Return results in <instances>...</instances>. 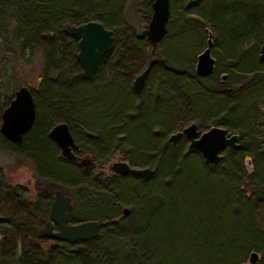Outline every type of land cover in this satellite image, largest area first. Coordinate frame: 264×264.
Masks as SVG:
<instances>
[{
    "label": "trees",
    "instance_id": "16d2710c",
    "mask_svg": "<svg viewBox=\"0 0 264 264\" xmlns=\"http://www.w3.org/2000/svg\"><path fill=\"white\" fill-rule=\"evenodd\" d=\"M8 1L0 0V18L3 19L0 24V33L3 34L1 42L9 47L10 41H18L17 39L20 38L19 48L31 44L41 50L40 78L37 80L36 88L34 86L32 89L41 91L48 98L35 101L33 97L34 120L30 129L22 136L20 143H10L0 135V148L17 158L27 157L35 167L33 192H31L29 187L11 183L6 177L5 169L0 164V264H172L171 260L167 263L160 262L159 256L161 255L172 259L174 256L176 259L184 256L182 264H235L234 257L237 258L243 253L255 239L262 242L264 254V235L261 232L264 230V211L256 208L258 201L264 202V174L261 173V170H264V147L261 143L264 129L252 123V114L253 112L255 114L257 110L254 100L246 104L241 113L237 110L240 106L239 101L230 103L234 97L244 98L245 94L254 93L256 87L255 84L252 85V82H264V70L260 68L255 54L256 44L248 47V50H236L239 40L249 35L262 36L261 26L258 23L261 14L264 16V0H230L232 3L229 11L227 3L222 0H210L203 10L198 7L190 9L204 15L213 30L212 17L216 10L227 11L225 15L231 13L234 17L232 25L236 29L235 32H239V39L223 48L229 58L235 60L232 68L241 72V77L237 81L245 83L235 87L237 92L233 90V87L224 86L226 84L220 81V76H216L220 69L217 68L215 59L214 70L211 73L214 75V87L210 90L203 89L200 93V97L205 99L203 103L205 105L194 111L192 117L186 118L179 114V119L170 118L169 123L162 122L165 129L158 132L150 131V128L146 127L145 135L148 141L146 143L140 141L142 143L140 150L135 147L129 149L124 160L130 166H146L148 162H154L153 172L147 180H142L129 173H112L106 177L94 175L90 168L84 169L73 160L62 157L56 144L47 135L52 123L64 121L74 140L78 138L80 142L89 143L87 133L76 134L70 129L69 124L72 118L77 116L81 119L83 128L87 127L95 131V137L109 139L107 130L110 128L107 125H110L108 122L117 117V114L116 112L111 113L107 122L104 123L105 127L101 129L88 121L90 114L102 112L100 108H104L101 96L98 98L100 108L95 107L92 98L98 96L89 97L88 82L95 78L103 79L104 69L111 73L120 66L127 67L132 73L141 68H146V73L149 72L153 61L146 66L141 64V59L148 58L146 47L149 43L145 35L129 30L119 15L121 4L125 0H119L117 9L114 11L112 8L109 10L100 8L94 0H87L88 4L94 8L93 11L98 8L102 9L104 16L108 20L112 17L114 23L118 25L111 27L114 31L111 49L102 57L94 74L89 78L80 74V67L75 59L76 39L71 35L69 25L88 19L100 21L102 19L98 16L99 14L83 18L76 12L71 13L72 8L69 7L68 0L60 5L54 4L53 0H23L21 5L13 7L14 9ZM111 2H116V0H111ZM189 2H191L190 6L196 4L197 0ZM65 22L69 23L67 27L63 26ZM101 23L107 27L105 22ZM55 30L59 32L56 35ZM120 30L123 32L120 33ZM242 53L247 55H242ZM243 56H245L244 59ZM241 59L243 64L239 65ZM230 80L235 82L232 78ZM128 87L134 91L132 86L128 85ZM120 88L122 89V86ZM7 97L6 103L11 95ZM212 97L218 100H207ZM218 107L224 109L227 117L211 120L210 111ZM147 110L141 109V115L143 113L145 116ZM246 114L248 118L241 119ZM180 118L186 122L192 119L198 131L213 124L221 125L229 132H236L237 140L240 142L235 148L225 147L221 160L216 164H205L199 157L198 151L192 148L185 150L181 148V144L186 142L183 136L179 138L175 146L167 140L158 141L167 129L178 130L183 126ZM135 119L140 118L136 116ZM239 119L242 120L240 125L237 124ZM122 125L126 132L129 130V140L133 141L130 133L134 127L126 123ZM102 129L105 131L103 132ZM106 143L107 141L103 140V144ZM92 149L95 163L106 161L108 157L106 146H100L95 141ZM98 156L104 158L99 160ZM196 156L200 158V161ZM244 156L249 157L252 164L250 172L245 171ZM187 161H196L194 164L198 165H196L198 170L197 174H194L195 172L193 174L198 180H193L189 175L180 177L179 173L183 168L181 163ZM178 175L175 181L174 177ZM127 181L136 184V187L132 189L135 198L136 189L145 186V190L140 195L142 199L138 198V203L143 204L139 207L133 206L135 209L131 214L128 212L118 220L105 221L97 217H89L102 222L97 235L92 239L70 243L65 240L48 241L41 236L40 230L47 219L53 190H63L68 187L69 189L74 187V189L88 190L93 188L95 192L92 193V197L104 196L100 204L105 207L102 208L105 212L118 203L122 197L121 193L127 189L124 186ZM166 184L169 187L174 186L175 194L170 196L163 193ZM184 185H187L191 191L185 192ZM247 190L253 193L254 199L247 200ZM31 193L33 195H30ZM151 201L153 203L146 204ZM163 207L166 209L165 217L171 218V221L163 224L162 229L156 226L154 236H151L150 232L154 228L151 224L153 220H150L151 214L155 216L158 209ZM237 219L241 222L243 219L248 220L255 235L251 242L240 248L238 254H234L231 241L225 242L221 239V235L231 228L235 231ZM68 220L75 222L76 219L68 215ZM178 225L182 234L176 232ZM182 235H187V238H184L186 240L184 249L179 246L180 251L175 254L178 250L173 241H181ZM116 236L122 239L123 247L116 249L114 260H108L106 252L100 248V243L108 242L110 239L114 240ZM207 236L209 239H206ZM75 244H81V247L73 249ZM210 245L211 247H207ZM204 247L208 250L207 255L211 260L205 259L204 254H189L192 248L202 251ZM231 249L232 253L229 254ZM176 259L174 257V262Z\"/></svg>",
    "mask_w": 264,
    "mask_h": 264
},
{
    "label": "rangeland",
    "instance_id": "374dc122",
    "mask_svg": "<svg viewBox=\"0 0 264 264\" xmlns=\"http://www.w3.org/2000/svg\"><path fill=\"white\" fill-rule=\"evenodd\" d=\"M68 1L70 2L69 7L72 8L70 11L71 13L76 12L78 13V16H83V18L87 16H93V14H99L98 16L103 20L100 21L105 22L107 27L111 28L118 26L114 23V19L112 20V17L108 20L100 8L105 10L112 8L114 11L117 9L119 0H116V2H111V0H94L100 6V8L94 11V8L88 4L87 0ZM189 1L191 0L169 1L166 32L164 36L153 46L148 45L146 47L148 58L141 59V64L143 66H146V64L150 63L151 61L153 62L151 63L149 72L145 75L144 83L140 92L131 91L128 85L132 86L133 78L140 72V70H142V68L138 71H134L133 73L127 67L122 66L117 67L116 70H112L111 73L110 71L108 72V70L104 69L103 79L95 78L91 82H88L87 91L90 94L89 97L98 96L96 98H92L95 107L98 106L97 108H100L101 106L100 99H98L100 96L103 98L102 106L104 107L100 108L102 109V112L99 111L97 114H90L88 121L92 125H95L97 128L101 129L105 127L104 123L107 122L111 113L116 112L117 114V117L108 122L110 125H107L108 128H110V130H107L109 134L108 137L110 138L102 139L100 137H95V131L88 129L87 127L83 128L81 119L77 116L74 119L72 118L69 126L71 131L75 132L76 134H79L80 132H85L88 134L87 139L90 140V144L88 142H80L78 138H75L76 142H78L80 145L81 154H86L85 156L87 157L91 156L93 159L92 155L94 154V151L92 149V145L95 144V141H97V144L100 146H106L108 149L106 153L108 157L105 159L106 161L98 162L100 166L103 165V167L106 168V164L113 160H124L125 155L127 152H129V149L131 150L132 147L140 150V144L146 143L148 141L145 135L146 127L150 128V131L158 132L159 130L165 129L163 123L165 124L168 122L170 118L176 119L178 118L179 114L186 116V118L192 117L194 111L199 110L200 106L202 107L205 105L203 104L205 103V99L200 97V93L203 89L210 90L214 87V75L210 74L206 76H198L194 73L193 66L196 54L200 52L205 46L207 30H210L212 34L211 38L213 43L211 45L210 52L216 59L217 68L220 69L216 76L218 77L224 73L225 75L222 79H220V81H223V83L226 84L224 85L226 87H233L235 92L238 91L235 89V87L242 86L245 83L241 81L239 83V81H237L238 78L241 77V72H238L236 69L232 68L234 64L233 62L235 60L234 58H229V55L226 54L223 48L228 47L234 40L239 39V32H235L236 29H234L232 25L234 17L231 16V13H229V15H225L227 11L223 12L220 9L216 10L212 17L214 26L213 30L212 26L207 22V18L204 15L190 10L193 7H198L200 10H203L210 0H197L196 4L190 6L189 4L191 2ZM222 1L227 3V9L229 11V6L232 1ZM8 2L12 9H14L13 7L16 8L21 5L23 0H9ZM53 2L54 4L60 5V3L65 2V0H53ZM150 3L151 0H125L121 4V11L119 15H121L123 19L121 21L124 22L129 30L134 31L135 33L144 34L146 24L151 13ZM205 13L207 14L206 10ZM261 15L262 16L260 17L258 23L259 26H261L260 34H262L264 27V16L263 14ZM2 22L3 19L0 18V24ZM68 24L69 23L65 22L63 26L67 27ZM204 26L206 27L205 29L203 28ZM122 32L123 31L120 30V33ZM58 33L59 32L55 30L54 34L56 35ZM2 37L3 34L0 33V112L1 108L7 104V96H12L13 91L20 85H27L30 88L35 101L38 99H47L48 97H45L41 91L32 89L34 86V88H36L37 80L40 78V68L42 64L41 50L36 46H32L31 44L24 45L22 48H19L18 41L20 38L17 39L18 41H10L9 47H6L5 43L1 42ZM260 41V36L255 37L249 35L245 37V39L238 41L236 50L242 51L256 44L257 50L255 51V54L257 55ZM242 55L247 54L242 53ZM244 57L245 56H243V59ZM242 64L243 62L241 59L239 65ZM259 66L264 70L263 62L259 61ZM231 78L234 79L235 82L231 81ZM253 84H255L256 87V89L253 91L254 93L247 95L245 94L244 98L234 97L230 103L239 101L240 106L237 110L241 113L245 105L254 100V105L257 110L255 111V114L254 112L252 114V123L259 128L264 129V82L256 81L252 82V85ZM120 86H122V89ZM207 100L217 101L218 98L212 97L210 99L208 98ZM141 109H144L145 111L148 109L146 113L147 116H143V113L141 115ZM210 114L211 120L225 119L227 117L224 109L220 107L214 111H210ZM136 116L140 119L136 120ZM246 117L248 118L247 114L243 115L241 119H245ZM180 120L183 121V126L192 121V119H189L186 122L181 118ZM239 120L237 121L238 125H240L242 122V120ZM125 123L128 126L131 124L134 127L130 133L134 142L129 140V130L126 132L123 129L122 124ZM175 130L176 129H167L164 132L162 138L159 137L160 139L158 141H166L167 136ZM102 131L104 132L105 130L102 129ZM103 140H106L107 143L103 144ZM140 141L142 143H140ZM238 142L240 141L237 140V143ZM261 143L264 147V135L261 136ZM181 148L184 150L187 149V140L185 143L181 144ZM103 158V156H98L99 160H102ZM200 158H197L198 161H200ZM243 162L245 171L250 172L252 169V164L249 157L244 156ZM194 163H196V161H187L183 164L181 163L183 166L181 172L179 173L181 178L183 176L189 175L193 180L197 179L194 174H197L198 165ZM0 164L5 169L7 175L6 177L11 183L29 187V190L33 192L32 185L35 167L30 159H27L25 156L17 158L3 148H0ZM145 165L152 167L154 166V162L150 161ZM90 170L92 173L96 171L93 167H90ZM261 173L264 174V170H261ZM108 174L110 175L112 173ZM98 175L102 176L101 174ZM178 177L179 175L175 176L174 180L176 181ZM124 186L127 189L121 193L122 197L118 200V203L115 205V207L109 208L108 211L105 210V212L102 211L104 206L100 204L103 202L104 196L101 195L100 197L97 195V197L95 195L92 197V193L95 192L93 188H89L88 190L84 188L74 189V187H70L69 189L67 186L68 188H65L61 191H65L64 193L69 194L72 198V207L68 210V215L70 218L76 219L78 221L89 217H97L98 219H103L106 221L111 219L118 220L124 217L126 214H122L120 210L123 206L127 207L128 212L131 214L135 209L134 207H139L143 204L141 201V205L138 203V198L140 199V195L145 190V186L136 189V198L133 196L132 190L136 187V184L132 183L131 181H127L125 182ZM187 190L191 191L190 188H187V185H184V191L186 192ZM163 193L172 196L175 194L174 186L169 187L168 184L164 185ZM30 195H33V193ZM108 195H110V193ZM246 195L248 201L252 198H255L253 197V193H251L249 190H247ZM94 199L97 202H93ZM151 203L153 202H146V204ZM256 208L258 210L264 211V202L258 201ZM165 211L166 209L163 207L162 209H158L155 216L153 213L151 214L152 216L150 220H153L151 224L154 226L153 230L150 232L151 236H154L153 233L154 230L156 231V226H158V229H162L163 224L165 225L168 221H171V218L165 217ZM135 218H137V216H135ZM135 218L134 221H136ZM236 221L237 228H235V231H232L234 229L231 228V231L227 230L221 235V239L225 240V242L231 241L230 243L231 247H233L234 254H238L240 248L245 246L248 242H251L253 236L255 235L253 227L250 225L248 220L243 219V222H241L239 219H237ZM177 229L178 230L176 232H180L182 234V231L179 229V225L177 226ZM261 232L262 235H264V230ZM162 235H164V233ZM182 236L183 238L181 241H173V243L177 245L176 250H178V248L180 249V247L184 249V245L186 243L184 238H187V235ZM206 239H209L208 236ZM114 240L110 239L108 242L100 243V248L106 252L105 254L108 256V260H114L116 249L123 247V241H121V238L116 236ZM209 243L211 244V240H209ZM261 244V241L258 242L257 239H255V241L249 245L243 253L239 254L237 258L236 256L234 257V259H236L233 260L235 261V264H264V254ZM80 247L81 244H75L73 249ZM207 247H211V245ZM251 250H254L257 254L256 259L252 262L248 260V255ZM179 251L180 250L176 251L175 254ZM231 253L232 249L230 250L229 254ZM189 254H204L205 259L211 260V258H209L207 255L209 253L205 247L202 251H197V249L192 248ZM174 257L176 259V256ZM174 257L172 259L171 257L161 255L159 256V261L167 263L169 260H171L172 264H182V259L184 256H182V258L178 257L175 262ZM204 258L201 257L202 261H204Z\"/></svg>",
    "mask_w": 264,
    "mask_h": 264
},
{
    "label": "water",
    "instance_id": "95a60500",
    "mask_svg": "<svg viewBox=\"0 0 264 264\" xmlns=\"http://www.w3.org/2000/svg\"><path fill=\"white\" fill-rule=\"evenodd\" d=\"M151 13L146 24L144 35L150 46L158 42L166 32V22L169 13V0H151ZM71 35L76 39L77 50L75 59L80 67V74L91 77L102 57L111 49L114 40V31L104 26L100 21L88 19L69 25ZM211 31L207 30L205 46L196 54L193 71L198 76L210 75L214 70L215 58L210 52L212 45ZM257 59L264 63V28ZM147 69H142L132 80L134 92H140L144 83ZM220 75V79L224 77ZM35 116V103L30 88L20 85L13 91L12 97L0 112V134L13 142H20L23 133L32 125ZM47 135L59 147L60 155L68 159H79L73 151L78 148L69 127L64 121L53 123ZM183 136L187 140V148L198 151L205 164H216L222 158L225 147H237L238 135L229 132L221 125H210L202 131H198L195 122L190 121L180 129L167 136V141L174 146ZM79 164L90 163L89 157H82ZM108 170L118 174H131L142 180H147L152 172L149 166H130L125 160H113L107 164ZM72 202L68 194L56 189L50 200L48 220L44 223L41 234L45 237L65 240L73 243L90 240L97 235L100 222L96 219H82L76 222H67L66 210L70 209ZM128 208L121 207V213H127ZM53 221L57 229L51 228ZM257 254L251 250L248 255L250 262L254 261Z\"/></svg>",
    "mask_w": 264,
    "mask_h": 264
},
{
    "label": "flooded vegetation",
    "instance_id": "af4514ba",
    "mask_svg": "<svg viewBox=\"0 0 264 264\" xmlns=\"http://www.w3.org/2000/svg\"><path fill=\"white\" fill-rule=\"evenodd\" d=\"M12 97V96H11ZM10 97V98H11ZM9 98V99H10ZM9 101V100H8ZM30 129V128H29ZM28 129V130H29ZM49 129V128H48ZM27 130V131H28ZM26 131V132H27ZM25 132V133H26ZM25 133H23V135L25 134ZM22 135V136H23ZM2 136V135H1ZM3 137V136H2ZM6 139V138H5ZM51 139V138H50ZM6 140H8V139H6ZM52 140V139H51ZM10 143H17V142H13V141H10V140H8ZM53 141V140H52ZM76 141V140H75ZM54 142V141H53ZM18 143H20V142H18ZM17 143V144H18ZM55 143V142H54ZM56 144V143H55ZM77 145H78V148L76 149V150H74L73 152L77 155V156H79V159H71V160H73L74 162H76L78 165H80L81 167H83L84 169H86V168H90L91 166H93V168L96 170V171H94L93 172V174L94 175H98V174H101L102 176L101 177H106V176H108L109 174L108 173H114V172H111L110 170H108V168H107V164H106V168H104L103 167V165L102 166H100L99 164H97V163H95V161L92 159V157L91 156H89V159H90V163H84V162H82V164H79V162H81V160L80 159H82V157H86L85 155L86 154H81V152H80V148H79V144L77 143ZM56 147L58 148V150H59V147L57 146V144H56ZM59 153H60V151H59ZM63 157V156H62ZM91 165V166H90ZM105 170V171H104ZM104 171V172H103ZM56 190V189H55ZM55 190H53V192H52V197H53V193H54V191ZM61 191V190H60ZM62 193H64L63 191H61ZM64 194H67V193H64ZM69 195V194H68ZM70 196V195H69ZM52 197L50 198V200L52 199ZM70 199H71V202H72V198H71V196H70ZM49 204H50V202H49ZM72 207V206H71ZM48 210H49V206H48ZM68 210L69 209H67L66 210V219H67V222H71V221H69L68 220ZM121 210V209H120ZM128 212V211H127ZM125 214H127V213H125ZM124 214V215H125ZM49 218H48V213H47V219L44 221V223L48 220ZM79 221V220H78ZM76 222V221H75ZM44 223H43V225H44ZM71 223H73V222H71ZM101 224H102V222H100ZM43 225H42V227H43ZM42 227H41V229H42ZM51 228L53 229V230H55V229H57V226H56V224L53 222V221H51ZM40 233H41V230H40ZM41 236L43 237V238H45V239H47L48 241H61V240H56V239H51V238H48V237H45V236H43L42 234H41ZM62 241H64V240H62Z\"/></svg>",
    "mask_w": 264,
    "mask_h": 264
}]
</instances>
